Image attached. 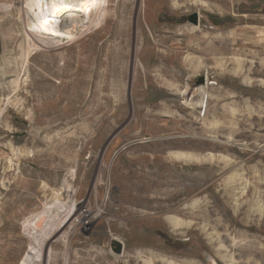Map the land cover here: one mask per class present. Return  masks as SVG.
Masks as SVG:
<instances>
[{
	"label": "rangeland",
	"instance_id": "rangeland-1",
	"mask_svg": "<svg viewBox=\"0 0 264 264\" xmlns=\"http://www.w3.org/2000/svg\"><path fill=\"white\" fill-rule=\"evenodd\" d=\"M108 1L0 14V264H264V0Z\"/></svg>",
	"mask_w": 264,
	"mask_h": 264
},
{
	"label": "bare ground",
	"instance_id": "bare-ground-1",
	"mask_svg": "<svg viewBox=\"0 0 264 264\" xmlns=\"http://www.w3.org/2000/svg\"><path fill=\"white\" fill-rule=\"evenodd\" d=\"M4 3L8 4L10 3V0H2ZM20 2L19 3H16V8L14 6V9L10 10V9H4L3 6H0V14L3 16V20L5 24V26H10L11 28L13 27H16L17 25H25V24H28V22H30V20L33 21V19L36 17V19L39 17L38 15L40 14V18H43L44 21L46 20V23L45 22H41L40 23V27H39V35H40V39L43 40V35L44 36H48L50 35V30H48L47 28L50 29V27H52V31H51V34L55 33L54 31V27L57 25H50V23L48 22V20H52L53 18H57V20L59 18L62 17V15L66 14L67 12H69L70 9L74 8L75 7V4L80 0H72V3L67 7L65 6L61 0H41L40 3H33V0H19ZM71 1V0H70ZM90 1V0H89ZM133 1H136V0H119V3L117 4L116 6V15H115V24H117V26H128L131 22V17L133 15V11L135 10L134 9V2ZM163 4H165L166 2H168V0H161ZM1 2V0H0ZM69 2V1H67ZM113 1L112 0H109L108 1V6H107V9L109 10L112 5ZM81 3V2H80ZM87 3V2H86ZM85 3V4H86ZM84 5V4H83ZM91 5V4H90ZM9 6V5H8ZM89 6V5H88ZM80 7V6H79ZM12 8V7H11ZM82 8V7H81ZM95 8V7H94ZM93 8V9H94ZM100 8V7H99ZM86 9L88 10V8L86 7ZM91 9V8H90ZM89 9V10H90ZM102 9V8H101ZM85 10V9H84ZM98 10V9H97ZM141 10V9H140ZM154 10L153 9V0H144V19L145 21L148 23L149 21V15L151 13V11ZM88 12V11H87ZM90 12V11H89ZM99 13V12H98ZM29 14L31 16V18H28L29 17ZM73 14V13H72ZM93 14V12H92ZM85 15V14H84ZM139 17L137 18V23H138V26H141V17H140V14H138ZM143 15V14H142ZM38 16V17H37ZM66 16V15H65ZM89 16V15H88ZM2 18V17H1ZM90 20V19H89ZM92 21V20H91ZM35 21H33L34 23ZM48 22V23H47ZM88 22V21H87ZM96 21H93V23H95ZM106 23L108 24L110 21L109 20H105L101 23ZM113 22V21H112ZM144 22V21H142ZM84 24V23H83ZM86 24V23H85ZM88 24V23H87ZM89 24H90V21H89ZM93 24H91L92 26ZM73 26V25H72ZM97 26V25H96ZM118 26V27H119ZM68 27V26H67ZM70 27V26H69ZM90 27V25H89ZM102 27V26H101ZM56 28V27H55ZM84 28V27H82ZM87 28V27H86ZM91 28V27H90ZM8 29V28H7ZM61 30V29H60ZM84 30V29H83ZM82 30V31H83ZM125 30V29H124ZM12 31V30H10ZM41 31H43L45 34H41ZM48 31V32H47ZM144 32V30H143ZM18 33V32H17ZM73 33V32H72ZM82 33V32H81ZM139 34V33H138ZM7 35V34H6ZM31 35V34H30ZM38 35V36H39ZM65 35V33H64ZM36 36V38L38 37ZM54 36H57V35H54ZM140 37V36H139ZM156 37V36H155ZM20 38V36L18 37L15 36L14 34H8V37H7V44L11 47V45L15 44L16 41H18ZM145 38V37H143ZM151 38V37H150ZM31 39V38H30ZM47 39V38H46ZM71 39V38H70ZM147 39V38H146ZM34 40V39H33ZM41 40V41H42ZM39 41V40H37ZM152 41V40H151ZM24 42V41H23ZM148 42V41H147ZM26 43V42H25ZM35 43V42H34ZM38 43V42H37ZM59 44V43H58ZM7 45V46H8ZM62 45V44H61ZM64 45V44H63ZM62 45V46H63ZM117 45V44H116ZM6 46V47H7ZM31 46V45H30ZM35 46V45H34ZM48 46V45H47ZM59 46V45H58ZM114 46V45H113ZM41 47V46H40ZM45 47V46H44ZM8 48V47H7ZM13 48V47H12ZM46 48V47H45ZM56 48V47H55ZM54 48V49H55ZM113 48V47H112ZM111 49V48H110ZM116 49V48H115ZM10 50V49H9ZM24 50V49H23ZM25 52V51H24ZM115 54V53H114ZM110 55V54H109ZM111 56V55H110ZM114 57V56H113ZM64 58V57H63ZM64 61V59H63ZM56 62V61H55ZM58 62V61H57ZM66 62V61H65ZM108 63V62H107ZM105 63V64H107ZM66 65V64H65ZM64 66V65H63ZM59 159V158H58ZM62 160V159H61ZM64 160V158H63ZM70 160V159H69ZM65 161V160H64ZM53 163V161H51ZM63 162V161H62ZM68 162V161H67ZM61 167V166H60ZM67 168V167H66ZM63 169V167L61 168ZM59 211V210H58ZM79 210L77 211V213L75 215H78L79 214ZM51 213V212H50ZM65 214V213H64ZM89 216H85V218H90L92 213L88 212L87 213ZM59 215H60V218L64 215L60 214L59 212ZM58 215V217H59ZM62 215V216H61ZM68 217L70 216V214L67 215ZM45 223V220L42 219L39 221L38 223V226L37 228L38 229H42L43 228V225ZM62 221L59 222L58 224H55L49 231L45 232L46 236H50L52 234H57V232L60 230V228H62ZM75 235V233H74ZM72 245H75L74 242H72ZM57 249L58 250H63V247H61V244L57 245ZM53 262L51 264H62L63 262V255L60 253L58 255H55L54 258H53ZM28 263V262H27ZM70 264H73L72 262ZM75 264V263H74ZM103 264V263H102Z\"/></svg>",
	"mask_w": 264,
	"mask_h": 264
},
{
	"label": "water",
	"instance_id": "water-1",
	"mask_svg": "<svg viewBox=\"0 0 264 264\" xmlns=\"http://www.w3.org/2000/svg\"><path fill=\"white\" fill-rule=\"evenodd\" d=\"M188 23L191 24V25H194V26H199V15L198 14H194L192 16H189L188 17ZM2 53V39H1V31H0V55ZM205 81L204 78H202L200 80V83L203 84ZM112 250L113 252L116 254V255H121L122 253V246L117 243V242H113L112 244Z\"/></svg>",
	"mask_w": 264,
	"mask_h": 264
}]
</instances>
